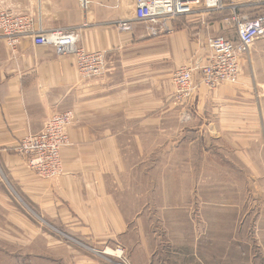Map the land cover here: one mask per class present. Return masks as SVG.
<instances>
[{
    "label": "crops",
    "instance_id": "obj_1",
    "mask_svg": "<svg viewBox=\"0 0 264 264\" xmlns=\"http://www.w3.org/2000/svg\"><path fill=\"white\" fill-rule=\"evenodd\" d=\"M133 6V0H87L85 9L80 0H0V8L29 14L35 28L71 30L79 46L106 55L105 72L85 78L72 55L35 45L31 36L11 51L0 38V263L11 259L3 247L27 246L29 229L40 230L29 223L30 211L38 223L64 228L88 249L123 247L132 264H228L227 258H215L214 240L205 243L186 223H176L186 227L179 237L157 239L151 213L140 206L141 192L133 191L132 184L140 183L134 168L148 174L156 166L157 135L174 131L180 135L177 142L187 144L190 135L191 143L202 144L204 122H193L202 116L189 111L185 120L184 115L194 99L202 101L205 88L199 85L189 105L176 111L170 78L192 55L189 33L181 29L148 37L135 22L131 30L120 31L117 23L132 17ZM205 89L213 90L215 99L216 88ZM161 104L175 110H161ZM66 110L74 118L69 144L61 150L63 173L46 179L26 166L17 146L53 113ZM169 121L181 126H166ZM173 141L161 145L170 151ZM178 163L191 167L197 160L186 156ZM16 230L18 241L11 234ZM36 233L44 239L43 232ZM36 259L38 264H115L111 255L77 251Z\"/></svg>",
    "mask_w": 264,
    "mask_h": 264
},
{
    "label": "rangeland",
    "instance_id": "obj_2",
    "mask_svg": "<svg viewBox=\"0 0 264 264\" xmlns=\"http://www.w3.org/2000/svg\"><path fill=\"white\" fill-rule=\"evenodd\" d=\"M243 8L239 12L246 13ZM230 17V9H225L175 20L174 31L186 29L192 43L188 64L199 59L205 62L210 57L209 36L235 35L231 20L227 21ZM205 88L199 96L202 101L194 99L187 108L203 117L193 121L204 122L202 144L191 143L190 135L187 144L183 139L177 142L180 135L174 131L157 135L156 166L148 174L144 168H134L133 177L140 183L132 184L133 191L141 192L140 206L151 213L149 217L159 229L155 232L157 239L171 234L179 237L180 230L186 227L176 223H186L205 243L214 240L215 258H227L228 264H243V260L248 264V258L250 264H264V39L257 40L244 54L236 83L217 87L215 99L214 91ZM172 99L174 103L173 93ZM174 104L176 111H181V105ZM159 106L161 110H175L166 104ZM171 122L165 125L181 126ZM170 139L174 140V149L168 151L161 143ZM186 156L196 159V165H179ZM27 215L29 223L38 224L43 231L34 228V233L29 229L27 246L17 243L3 247L11 259L0 264H38L37 255L64 258L75 251L111 255L116 264L112 252L119 245L88 249L64 228L52 222L49 223L56 229L41 221L42 225L30 211ZM36 232H43L44 239L38 238ZM11 234L17 241L20 239L18 230Z\"/></svg>",
    "mask_w": 264,
    "mask_h": 264
},
{
    "label": "built area",
    "instance_id": "obj_3",
    "mask_svg": "<svg viewBox=\"0 0 264 264\" xmlns=\"http://www.w3.org/2000/svg\"><path fill=\"white\" fill-rule=\"evenodd\" d=\"M83 9L87 0H80ZM131 18L117 23L120 31L132 29L133 22L144 27L148 37L174 32V22L179 17L210 14L230 9V19L235 35H212L207 38L211 52L205 62L201 59L176 68L171 76L174 103L186 106L199 85L215 89L223 84L238 81L242 59L250 46L264 39V0H133ZM246 13L239 12L244 9ZM238 12V13H237ZM29 14L11 12L0 8V38L11 51L20 39L31 36L35 45H49L59 55H72L82 77L98 76L106 70V55L102 51H87L77 44L71 30H43L34 27ZM197 76V77H196ZM72 110L53 113L40 131L27 133L18 143V154L26 166L39 176L55 179L63 173L61 150L69 144L68 128L73 122ZM190 118L185 111L184 119ZM116 264H131L124 249L116 246L112 252Z\"/></svg>",
    "mask_w": 264,
    "mask_h": 264
}]
</instances>
